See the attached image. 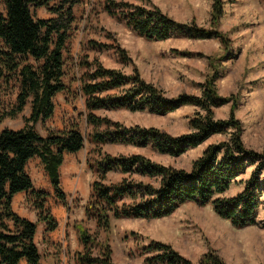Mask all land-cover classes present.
<instances>
[{
    "label": "trees",
    "instance_id": "1",
    "mask_svg": "<svg viewBox=\"0 0 264 264\" xmlns=\"http://www.w3.org/2000/svg\"><path fill=\"white\" fill-rule=\"evenodd\" d=\"M80 1L0 0V82L14 78L18 84L12 107L6 110L0 105V122L15 117L30 102V115L22 128L0 130V264H43L34 240L37 222L44 223L46 233L57 227L46 204L49 193L34 187L27 171L28 162L33 158L40 161L54 196L64 203L60 167L66 154L76 153L84 146V135L76 123L63 129H48L45 135L34 127L37 122L44 123L52 117L55 95L68 90L63 79L64 51L75 21L74 6ZM41 6L47 7L52 16H35L33 10ZM105 10L125 20L146 39L164 40L180 35L218 37L224 44L228 41L222 31L215 29L222 16L220 0L212 2L213 29H205L193 21H177L156 6L147 8L106 0ZM89 42L92 47L102 46L94 40ZM82 65L87 69L80 78V91L84 97L85 120L91 126L86 136L97 152V157L88 161L97 177L91 182L84 213L95 220L97 228L91 232L81 221L74 224L81 245L74 253V264H115L111 245L97 233L108 231L113 218H161L187 201L210 204L235 227L256 223L263 192L264 153L244 144L242 124L234 113L226 119L215 118L214 108L228 100L217 93L216 68L199 83L200 94L182 92L168 96L136 70L127 74L104 67L95 59L83 60ZM183 105H194L198 110L188 117L189 130L180 134L155 126H126L95 112L101 108H125L167 114ZM215 134H225L227 138L206 145L191 161L189 169L163 164L141 153L112 155L97 147L105 143L149 145L160 153L178 156ZM249 166L253 168L243 181L242 190L234 196H224ZM111 170L121 172L123 177L106 183V173ZM20 192L27 194L28 203L36 211V221L14 211L13 197ZM142 250L150 253L146 257L150 264H225L215 252H206L199 262H192L170 244L156 240L143 245Z\"/></svg>",
    "mask_w": 264,
    "mask_h": 264
},
{
    "label": "rangeland",
    "instance_id": "2",
    "mask_svg": "<svg viewBox=\"0 0 264 264\" xmlns=\"http://www.w3.org/2000/svg\"><path fill=\"white\" fill-rule=\"evenodd\" d=\"M117 1L147 8L156 6L177 21H193L205 29L214 28L211 23L213 0ZM220 3L222 16L215 29L225 34L227 44L218 37L188 38L180 35L150 40L138 35L119 16L109 14L105 10L106 0H81L74 6L75 21L64 51L63 79L68 90L55 95L52 117L34 125L45 135L48 129H63L73 122L84 135L83 148L66 154L60 167L65 202L54 196L37 158L31 159L27 165L34 187L49 193L46 204L57 221V227L47 233L44 223L37 222L34 240L43 264H74V253L81 247L74 224L81 221L91 232L97 228L95 220L87 218L84 213V205L90 198L91 182L97 177L88 161L97 157V152L93 151L95 146L86 136L91 126L85 120L84 97L80 91V78L87 69L82 65L83 60L92 62L95 59L104 67L120 69L127 74L136 70L144 80L154 83L168 96L182 92L200 94L199 83L204 82L216 68L219 75L217 93L228 100L214 108L215 118L226 119L234 113L242 124L244 144L264 153V0H220ZM33 11L40 18L52 16L45 6ZM90 40L100 42L101 48L92 47ZM17 91L18 84L14 78L0 82L2 109L12 107ZM196 110L198 108L194 105H183L167 114L125 108H101L95 112L126 126H155L171 134H180L189 130L188 117ZM29 115L30 102L15 117L3 119L0 130L5 127L22 128ZM226 138L225 134L212 135L178 156L160 153L149 145L105 143L97 147L112 155L141 153L154 161L189 169L191 161L206 145ZM252 168L247 167L223 195L234 196L240 192ZM106 174V183L123 177L119 171L111 170ZM263 175L264 170L261 179ZM262 186L253 225L235 227L228 219L220 217L210 204L187 201L161 218H113L108 231L99 230L97 233L111 245L115 264H150L146 262L150 253L144 252L142 246L151 240L170 244L192 262H199L206 252H215L225 264H264V181ZM12 206L18 214L37 220L36 211L28 203L25 192L16 195Z\"/></svg>",
    "mask_w": 264,
    "mask_h": 264
},
{
    "label": "crops",
    "instance_id": "3",
    "mask_svg": "<svg viewBox=\"0 0 264 264\" xmlns=\"http://www.w3.org/2000/svg\"><path fill=\"white\" fill-rule=\"evenodd\" d=\"M17 194H19V193H17ZM17 194H15V196L13 197V199L16 197Z\"/></svg>",
    "mask_w": 264,
    "mask_h": 264
}]
</instances>
